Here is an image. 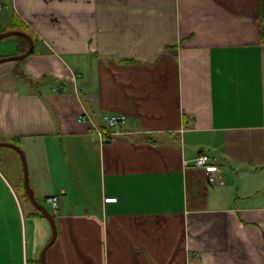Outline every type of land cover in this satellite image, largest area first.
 <instances>
[{"label": "crops", "instance_id": "0c3cea01", "mask_svg": "<svg viewBox=\"0 0 264 264\" xmlns=\"http://www.w3.org/2000/svg\"><path fill=\"white\" fill-rule=\"evenodd\" d=\"M263 12L264 0H0V32L34 43L0 62V141L24 152L54 217L46 264H264ZM28 46L1 38L0 58ZM103 114L126 120L101 141ZM200 153L217 170L194 166ZM28 198L18 152L0 147V264H41L52 227Z\"/></svg>", "mask_w": 264, "mask_h": 264}, {"label": "water", "instance_id": "95a60500", "mask_svg": "<svg viewBox=\"0 0 264 264\" xmlns=\"http://www.w3.org/2000/svg\"><path fill=\"white\" fill-rule=\"evenodd\" d=\"M11 35H20L25 37L28 40L29 46L26 49L25 52L19 54V55H14V56H8V57H2L0 58V62H3L5 60H18V59H23L26 56H28L30 53H32L33 51V47H34V43H33V39L31 38V36L29 34H27L26 32L23 31H19V30H8V31H4V32H0V39L4 38V37H8ZM0 147H10L13 148L15 151L18 152L20 159H21V163H22V169H23V181H24V187L26 192L28 193L30 202L32 203V205L39 211L41 212L49 221L51 227H52V237L51 239L48 241V243L45 245V247L43 248L42 252H41V264H46L45 263V253L46 250L49 248V246L54 242L55 237H56V227H55V220L54 217L52 216V214L48 211V209L46 207H44L42 204H40L33 193L32 188L30 187V183H29V176H28V168H27V161H26V157L24 152L21 150V148L15 144V143H11V142H3L0 141Z\"/></svg>", "mask_w": 264, "mask_h": 264}, {"label": "built area", "instance_id": "2783aa9c", "mask_svg": "<svg viewBox=\"0 0 264 264\" xmlns=\"http://www.w3.org/2000/svg\"><path fill=\"white\" fill-rule=\"evenodd\" d=\"M105 124V130L95 127V133L101 141H104L114 135L121 133V128L125 123L126 117L124 114H103L101 117ZM87 120L84 116H80L79 121ZM218 159L208 153H200L191 159L194 166L203 168L208 173L212 170H217ZM53 212L59 207V198L57 195H50L45 199Z\"/></svg>", "mask_w": 264, "mask_h": 264}, {"label": "trees", "instance_id": "16d2710c", "mask_svg": "<svg viewBox=\"0 0 264 264\" xmlns=\"http://www.w3.org/2000/svg\"><path fill=\"white\" fill-rule=\"evenodd\" d=\"M263 19H264V12H263ZM260 36L262 37V41L264 42V26H263V28L261 29V34H260ZM26 48H27V47H25L24 50H26ZM103 130H105V128H104ZM28 199H29V198H28ZM29 200H30V199H29ZM37 212H38L39 214L42 215L41 212H39V211H37ZM36 263H37V264H40V260H38Z\"/></svg>", "mask_w": 264, "mask_h": 264}, {"label": "rangeland", "instance_id": "374dc122", "mask_svg": "<svg viewBox=\"0 0 264 264\" xmlns=\"http://www.w3.org/2000/svg\"><path fill=\"white\" fill-rule=\"evenodd\" d=\"M43 203V202H42ZM44 204V203H43ZM45 205V204H44ZM46 206V208L48 209L49 207L47 206V205H45Z\"/></svg>", "mask_w": 264, "mask_h": 264}]
</instances>
